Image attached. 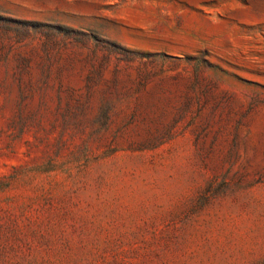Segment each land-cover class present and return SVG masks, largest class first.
Segmentation results:
<instances>
[{
	"label": "rangeland",
	"instance_id": "rangeland-1",
	"mask_svg": "<svg viewBox=\"0 0 264 264\" xmlns=\"http://www.w3.org/2000/svg\"><path fill=\"white\" fill-rule=\"evenodd\" d=\"M0 264H264V0H0Z\"/></svg>",
	"mask_w": 264,
	"mask_h": 264
}]
</instances>
